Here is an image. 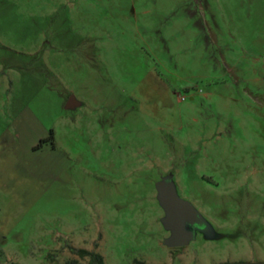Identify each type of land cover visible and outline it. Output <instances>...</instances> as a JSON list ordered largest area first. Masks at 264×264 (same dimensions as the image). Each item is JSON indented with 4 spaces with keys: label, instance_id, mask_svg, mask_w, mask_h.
I'll return each instance as SVG.
<instances>
[{
    "label": "rangeland",
    "instance_id": "374dc122",
    "mask_svg": "<svg viewBox=\"0 0 264 264\" xmlns=\"http://www.w3.org/2000/svg\"><path fill=\"white\" fill-rule=\"evenodd\" d=\"M166 177L211 226L181 248ZM79 249L264 263V0H0V264Z\"/></svg>",
    "mask_w": 264,
    "mask_h": 264
},
{
    "label": "water",
    "instance_id": "95a60500",
    "mask_svg": "<svg viewBox=\"0 0 264 264\" xmlns=\"http://www.w3.org/2000/svg\"><path fill=\"white\" fill-rule=\"evenodd\" d=\"M80 105L74 97L67 103V109ZM158 201L165 212L162 218L164 228L170 232L164 244L169 248H181L189 245L196 237V231L208 233L210 224L197 208L180 197L172 177H166L156 186ZM194 227L195 229H190Z\"/></svg>",
    "mask_w": 264,
    "mask_h": 264
},
{
    "label": "trees",
    "instance_id": "16d2710c",
    "mask_svg": "<svg viewBox=\"0 0 264 264\" xmlns=\"http://www.w3.org/2000/svg\"><path fill=\"white\" fill-rule=\"evenodd\" d=\"M75 253L80 256L82 259L87 260V264H106L104 256L96 251H89L85 249L76 250ZM138 264H148L145 262H139ZM220 264H264L260 262H251V261H235V262H224Z\"/></svg>",
    "mask_w": 264,
    "mask_h": 264
},
{
    "label": "flooded vegetation",
    "instance_id": "af4514ba",
    "mask_svg": "<svg viewBox=\"0 0 264 264\" xmlns=\"http://www.w3.org/2000/svg\"><path fill=\"white\" fill-rule=\"evenodd\" d=\"M190 229H195L194 227H190ZM198 233H200V231H196V235L198 234Z\"/></svg>",
    "mask_w": 264,
    "mask_h": 264
},
{
    "label": "crops",
    "instance_id": "0c3cea01",
    "mask_svg": "<svg viewBox=\"0 0 264 264\" xmlns=\"http://www.w3.org/2000/svg\"><path fill=\"white\" fill-rule=\"evenodd\" d=\"M78 106H79V105H78ZM78 106H77V107H78Z\"/></svg>",
    "mask_w": 264,
    "mask_h": 264
}]
</instances>
